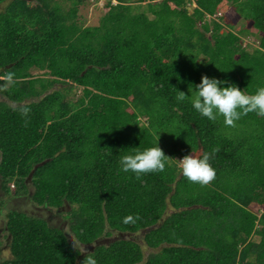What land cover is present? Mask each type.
<instances>
[{
	"label": "trees",
	"instance_id": "16d2710c",
	"mask_svg": "<svg viewBox=\"0 0 264 264\" xmlns=\"http://www.w3.org/2000/svg\"><path fill=\"white\" fill-rule=\"evenodd\" d=\"M62 1L0 0V193L31 183L30 201L64 213L85 251L58 222L12 210L0 264H264V116L227 126L176 92L203 75L264 87V0H109L95 26L78 19L88 0ZM156 132L169 158L209 153L215 180L189 182L175 161L121 171Z\"/></svg>",
	"mask_w": 264,
	"mask_h": 264
},
{
	"label": "clouds",
	"instance_id": "9594fccd",
	"mask_svg": "<svg viewBox=\"0 0 264 264\" xmlns=\"http://www.w3.org/2000/svg\"><path fill=\"white\" fill-rule=\"evenodd\" d=\"M0 79L4 78L0 77ZM5 79L12 83L14 76L9 73ZM225 84L227 86H224ZM190 85L189 95L175 89L178 93V101L190 102L192 108L209 121L214 122L218 117H223L227 126H235V122L240 120L242 115L256 113L264 116V87H258L254 93L246 94L233 83L220 81L207 75L201 76L198 84ZM28 111L29 109L25 108L24 115H27ZM158 133L160 132L154 133L156 136L154 146L121 156L119 160L121 171L132 173L140 178L146 174L164 172L166 166L175 161L178 163L181 174L189 182L206 186L215 180L216 170L210 163L211 155L209 153L202 155L190 153L180 160L169 158L158 145ZM11 187L14 190L13 184ZM133 219V216L130 215L126 217L125 222H132ZM83 262L84 264H97L93 255H87Z\"/></svg>",
	"mask_w": 264,
	"mask_h": 264
},
{
	"label": "rangeland",
	"instance_id": "374dc122",
	"mask_svg": "<svg viewBox=\"0 0 264 264\" xmlns=\"http://www.w3.org/2000/svg\"><path fill=\"white\" fill-rule=\"evenodd\" d=\"M62 1V0H61ZM109 0H88V2L84 5L79 7L78 11V19L81 21L83 26H95L100 23L101 17L107 12L106 4ZM63 2V1H62ZM194 2V0H193ZM112 4H116L115 0H111ZM65 9L68 8V4H66ZM195 4L192 3V7H194ZM219 16H228L230 23L233 25V31L235 32L237 28L240 26V21L238 16L235 15L234 12H231V10H228L225 15L224 13H220ZM223 25L225 26L226 24ZM244 42L247 44H251V46L257 47L258 44L253 40L252 37H249L244 40ZM250 46V45H249ZM40 74L35 73V76H39ZM75 87V86H74ZM82 88L81 87H75L73 89V93H75L72 98L74 101H76L81 93ZM6 99L0 94V101H5ZM12 187L10 186V190ZM29 194L25 195H10V196H3V194H0V263L10 259L11 253L9 246L7 244V232L5 230V224H6V214L8 211L17 210L19 212H25L30 215H36L38 217L44 218L47 220L48 215L46 214V210L44 207L36 206L34 203L30 201V197L33 195L34 189L31 183L28 184ZM14 194V193H12ZM2 201L6 202V206L4 207L2 205ZM58 211L53 210L52 213L56 215V220L53 224H58L63 227L65 234L67 235L69 241L71 244L82 251H85V249L81 248L74 240V237L70 233L69 227L66 225V221L64 220V213H57ZM62 224V225H61Z\"/></svg>",
	"mask_w": 264,
	"mask_h": 264
},
{
	"label": "flooded vegetation",
	"instance_id": "af4514ba",
	"mask_svg": "<svg viewBox=\"0 0 264 264\" xmlns=\"http://www.w3.org/2000/svg\"><path fill=\"white\" fill-rule=\"evenodd\" d=\"M0 192H3V190L1 189V185H0ZM11 193H13V192H11ZM1 194V193H0ZM10 195H14V194H10ZM10 195H3L4 196V198H5V196H10ZM50 215L47 217V221L48 222H50V223H53L54 221H57L56 219V215H54L52 212H50V211H47ZM7 232V231H6ZM7 235H8V232H7ZM7 237V236H6Z\"/></svg>",
	"mask_w": 264,
	"mask_h": 264
}]
</instances>
